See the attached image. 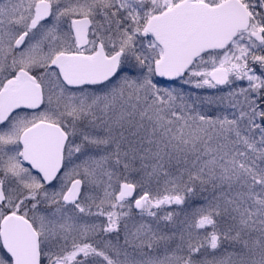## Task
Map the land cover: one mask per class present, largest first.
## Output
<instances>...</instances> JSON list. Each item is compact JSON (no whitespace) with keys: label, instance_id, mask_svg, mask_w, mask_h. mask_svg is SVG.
<instances>
[{"label":"snow or ice","instance_id":"snow-or-ice-1","mask_svg":"<svg viewBox=\"0 0 264 264\" xmlns=\"http://www.w3.org/2000/svg\"><path fill=\"white\" fill-rule=\"evenodd\" d=\"M0 264H264V0H0Z\"/></svg>","mask_w":264,"mask_h":264}]
</instances>
